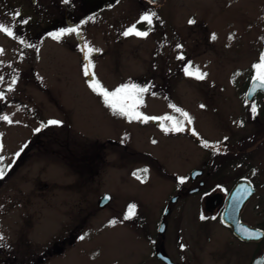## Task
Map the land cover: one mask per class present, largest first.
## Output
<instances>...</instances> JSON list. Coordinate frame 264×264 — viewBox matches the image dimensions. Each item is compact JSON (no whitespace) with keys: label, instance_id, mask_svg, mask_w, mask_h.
I'll return each instance as SVG.
<instances>
[{"label":"rangeland","instance_id":"374dc122","mask_svg":"<svg viewBox=\"0 0 264 264\" xmlns=\"http://www.w3.org/2000/svg\"><path fill=\"white\" fill-rule=\"evenodd\" d=\"M71 1L80 18V58L71 44L59 47L55 61L44 48L36 66L0 39V116L12 121L0 119V264H138L150 249L141 228L154 232L163 200L180 188L186 170L201 163L197 139L237 151L238 136L247 138L226 115H235L241 104L236 94L247 89L264 54V0ZM47 2L58 11V0ZM153 13L151 24L142 20ZM136 25L148 35H124ZM86 59L95 82L110 92L125 84L147 88L140 110L172 117L158 119L169 130L114 115L90 87ZM197 69L207 73L203 80ZM182 113L191 120L188 137L170 130L176 121L185 126ZM261 146L248 167L258 170L262 186L243 212L257 227H264ZM243 171L234 168L231 175ZM106 194L112 200L99 208ZM197 202L190 198L175 207H185L188 217L196 215ZM216 232L223 237L225 230ZM256 249H264V240Z\"/></svg>","mask_w":264,"mask_h":264},{"label":"flooded vegetation","instance_id":"af4514ba","mask_svg":"<svg viewBox=\"0 0 264 264\" xmlns=\"http://www.w3.org/2000/svg\"><path fill=\"white\" fill-rule=\"evenodd\" d=\"M58 3V11L55 12L47 0H0V25L9 27L13 31L12 36L0 31V39L2 37L7 38L12 46V51L17 52L23 60L32 59L33 64L42 60L44 48L50 50L48 56L55 54L53 58H49L50 61H55L59 47L66 44H71L73 51L80 58L79 14L76 12L73 1L58 0ZM68 29H75V31L68 32ZM60 32L65 34L59 39L54 38L55 34ZM69 36H73L72 40L66 39ZM85 61L87 65L90 64L88 59ZM31 70L37 71L34 66ZM249 85L242 94H236L241 104L237 106L235 115L231 112L232 110L226 115L227 118L232 119L237 130L248 133L247 138L240 140L241 135L238 136L237 151H224V148L209 143V139L208 141L205 138L197 139L204 150L201 163L189 172L186 170L181 176L186 178L184 183H180V188L173 190L163 200V204L157 212L154 232L147 234L141 228L143 243L150 249L147 254L139 255L138 264H150V260L156 264H242V262H244L243 264H252L258 256L264 253L263 249L257 254L256 249V244L263 240L260 242L243 241L234 234L231 227L224 225L221 219L229 194L240 180H250L256 188V193L262 186L258 180V170L255 169V166L248 167V163L251 164L252 161H256L258 146L262 145L260 150L264 149V105L255 104L259 98L264 100V92H258L252 101H248ZM253 104L256 105V113L251 111ZM137 111L143 116L150 117L142 113L140 106ZM183 118L185 121L183 134L188 137V114L187 117L184 116ZM151 120H140L139 122L155 125L157 128H161L162 132H166L165 129H168L162 124H154ZM154 140L156 139L154 138ZM205 141L208 142L209 147H204ZM226 141L228 139H224L223 142ZM244 149L248 150L244 151ZM182 158L186 162L188 161L186 156ZM260 162L264 169V157ZM180 163L183 162L180 161L177 164ZM158 165L161 167L160 162ZM234 168L244 171L235 177L231 175ZM228 169L229 172L224 175L225 177L219 179V176ZM144 170V167L140 168L141 177H145L148 173ZM253 170H255V174H253ZM173 177L177 180L180 178V176L178 178L175 175ZM213 196L222 199V203L215 209L208 211L206 202ZM175 198L176 201H174ZM190 198H197L198 200L196 215L191 213L186 217L187 209L185 207L177 209L175 205L184 204ZM137 216L142 221L143 215L138 213ZM190 218L192 223L188 226ZM241 220L253 226L243 218V213ZM162 226H164V231L160 232ZM218 227L225 230L223 237L216 232ZM258 228L264 229L263 226ZM242 245L250 246L251 250L249 252L244 251L239 247Z\"/></svg>","mask_w":264,"mask_h":264},{"label":"snow or ice","instance_id":"6c2138e0","mask_svg":"<svg viewBox=\"0 0 264 264\" xmlns=\"http://www.w3.org/2000/svg\"><path fill=\"white\" fill-rule=\"evenodd\" d=\"M65 2H67V0H65ZM155 15L154 13L151 15H145L142 17V20L147 21L149 24H151V16ZM26 22V21H25ZM189 24H194L195 20H189L188 21ZM0 31L5 32L7 35L12 36L13 35V31L11 30V28L6 27L4 25H0ZM68 32L71 31H75V29H68ZM64 32H60V33H56L55 37L56 39H59L60 36L64 35ZM130 34H135L141 37H146L148 35V32H141V31H137L135 29V27H131L129 28L127 31H125L124 35H130ZM215 35H213L212 39H215ZM178 47H180L178 45ZM89 51H91L89 49ZM0 52H2V50H0ZM179 59H183L182 56L178 57ZM91 67V65H85L84 67V75L85 76H89L90 72H89V68ZM253 68L256 70V75L253 77L254 81L259 82L260 86H264V54H261L260 56V62L257 64L253 65ZM185 72L188 75H192L191 72L188 71V68H185ZM207 76V73H201L199 72V70H196V78L203 80L205 77ZM4 78L2 76H0V81H2ZM15 83V80H13V84ZM90 87H92L93 91L97 92L99 95H101L104 99V103L113 111L114 115H121V116H126L128 117L130 120L135 119V120H141V121H147L148 119H167V120H171L173 119L172 117H160V118H155V117H146L143 116L139 111H137L138 107L140 104L143 103L142 101V96L145 92L148 91L147 88L145 87H139L136 85H122L118 88H116L114 91H108L107 89H104L99 82H94L92 84H90ZM11 90V89H9ZM4 98V93L0 92V99ZM175 107V106H172ZM201 107H205L204 105H201ZM176 111H180L182 112L181 109H176ZM251 111L253 113H256L257 109H256V105L253 104L251 107ZM185 117H187V113H182ZM0 119L8 121L9 123H11V119L7 116H0ZM189 123H191V120L189 119L188 121ZM61 122L57 121V120H50L48 121V125H59ZM169 129H165V131H167ZM172 131H184V128L180 125L179 121H176L173 128L170 129ZM195 134V133H193ZM227 139V138H225ZM155 143V141H153ZM204 147H209V144L207 141L204 142ZM18 155V154H17ZM3 158L0 157V160H2ZM145 172L147 171L146 169L144 170ZM253 174H255V170H253ZM5 175V171L4 169H0V179H2ZM186 178L181 177L180 178V183H183L185 181ZM250 194V193H249ZM130 208H135V205H131ZM131 217L129 215H125L124 219H130ZM201 219H204V217H201ZM111 223H115V221H112ZM246 234L248 235H255L254 233H249L247 231V229L244 230ZM4 237L2 235H0V241H3Z\"/></svg>","mask_w":264,"mask_h":264},{"label":"water","instance_id":"95a60500","mask_svg":"<svg viewBox=\"0 0 264 264\" xmlns=\"http://www.w3.org/2000/svg\"><path fill=\"white\" fill-rule=\"evenodd\" d=\"M152 2H157L159 0H151ZM89 79L91 81L94 80L92 74L89 75ZM264 92V86H260L259 82L254 81L251 82V85L248 90L247 99L248 101H252L254 96L259 92ZM155 124H158V120H152ZM250 193V194H249ZM256 194V188L254 184L248 179L240 180L233 190L230 192L226 207L222 213V223L228 227H231L234 234L239 237L243 241H255L259 242L264 239V230L260 228L252 227L241 220V215L248 204V202L254 197ZM111 200L109 195L105 196L100 203V207H105ZM176 201V198L174 199ZM222 203V199L218 196H213L209 198L206 202L207 210L211 211L215 209ZM245 229L249 233H254L255 235H248L245 233ZM164 231V226H162L160 232ZM252 264H264V253L257 257Z\"/></svg>","mask_w":264,"mask_h":264}]
</instances>
